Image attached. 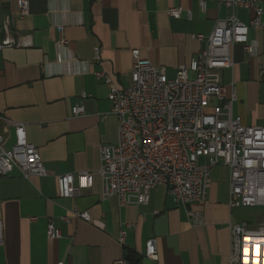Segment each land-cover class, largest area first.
<instances>
[{"label": "crops", "instance_id": "crops-1", "mask_svg": "<svg viewBox=\"0 0 264 264\" xmlns=\"http://www.w3.org/2000/svg\"><path fill=\"white\" fill-rule=\"evenodd\" d=\"M24 1L29 14L21 18ZM170 9H181L183 17L171 18ZM233 14L250 25L253 12L219 1L203 12L197 0H0V45L8 35L17 43L0 49V133L11 148L15 135L6 121L25 125L48 171L26 178L15 169L0 177V264H114L130 252L138 264H231L232 226L255 230L264 223V206L230 207L226 166L212 169L203 204L180 206L165 186L153 189L144 206L102 199L100 149L118 142L119 121L110 115L109 87L95 73L126 88L139 55L174 78L206 46L193 36H209L217 21ZM249 40L255 54L234 45V68L217 74L229 95L235 88L233 115L264 127V27H251ZM79 104L87 113L73 117ZM81 173H92L94 186L74 198L59 197L58 177ZM188 209L203 211L206 224L194 227ZM76 211H88L92 221L77 218ZM51 222L61 231L55 240L47 236ZM122 231L124 245L118 242ZM152 239L158 260L146 257Z\"/></svg>", "mask_w": 264, "mask_h": 264}, {"label": "built area", "instance_id": "built-area-1", "mask_svg": "<svg viewBox=\"0 0 264 264\" xmlns=\"http://www.w3.org/2000/svg\"><path fill=\"white\" fill-rule=\"evenodd\" d=\"M204 12L211 1L231 10L253 12L250 25L235 14L217 21L209 36L194 35L205 42V48L189 65H181L174 78L167 69L136 55L131 73V84L119 88L103 72H96L97 80L104 79L109 87L110 115L117 117L118 142L101 146L102 199L116 197L121 206H144L150 202L151 191L165 186L175 203L183 207L203 204L211 183L214 167L226 166L230 171V207L264 206V127L247 126L241 117L233 115L237 101L235 88L228 94L217 72L234 68L232 48L243 45L247 53L255 54L250 45V28L264 27V0H197ZM169 16L179 20L181 9H170ZM29 14V3L20 4L21 18ZM192 20V13L186 12ZM62 30V28H59ZM66 44L65 41L60 42ZM17 45L8 35L0 49ZM100 49L95 50V61H100ZM61 61V58L59 59ZM83 100L88 95H83ZM73 117L86 115L84 104L71 110ZM104 115L103 119H107ZM13 128L15 142L5 147L0 133V177H7L18 169L26 177H46L48 171L40 150L30 143L26 126L6 121ZM205 159V163H201ZM92 173L65 174L57 179L59 197H77L81 190L91 189ZM194 227L206 224L201 210H187ZM75 216L91 222L88 211H76ZM2 227L0 225V233ZM233 255L231 264H264V223L255 230L246 224L232 226ZM47 236L61 237V231L50 223ZM122 231L118 242L125 243ZM1 240V238H0ZM146 257L158 260L154 239L146 244ZM59 264H64L61 262ZM114 264H129L126 259Z\"/></svg>", "mask_w": 264, "mask_h": 264}, {"label": "trees", "instance_id": "trees-1", "mask_svg": "<svg viewBox=\"0 0 264 264\" xmlns=\"http://www.w3.org/2000/svg\"><path fill=\"white\" fill-rule=\"evenodd\" d=\"M126 258H127L128 262H129V264H138L140 262V260H138L136 258V256L133 253H131V252L127 254Z\"/></svg>", "mask_w": 264, "mask_h": 264}, {"label": "rangeland", "instance_id": "rangeland-1", "mask_svg": "<svg viewBox=\"0 0 264 264\" xmlns=\"http://www.w3.org/2000/svg\"><path fill=\"white\" fill-rule=\"evenodd\" d=\"M201 163H202V164L204 163V159H201Z\"/></svg>", "mask_w": 264, "mask_h": 264}]
</instances>
